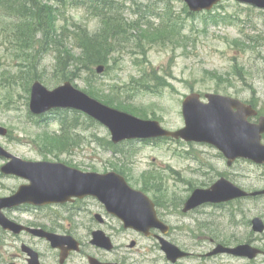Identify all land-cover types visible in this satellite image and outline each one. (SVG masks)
<instances>
[{
    "label": "rangeland",
    "instance_id": "rangeland-1",
    "mask_svg": "<svg viewBox=\"0 0 264 264\" xmlns=\"http://www.w3.org/2000/svg\"><path fill=\"white\" fill-rule=\"evenodd\" d=\"M76 4L59 10V28L77 24L94 33L107 28L95 10ZM106 6L107 17L118 19L122 27L116 39L120 44L112 48L113 59L102 73L96 66L80 71L72 81L79 89L116 101L137 116L159 119L171 130L185 126L183 100L192 92L203 98L210 92L234 96L253 102L264 113V9L239 0H222L212 10L193 15L183 0H108ZM19 14L0 6V125L8 129L7 136L0 135V144L13 154L62 161L85 171H118L134 188L159 197L165 207L173 203L177 211L193 189L212 184L222 174L248 190L264 188V164L242 159L230 167L210 144L162 138L129 140L114 148L109 129L92 123L81 111L34 114L30 100L35 80L50 89L65 80L55 51L20 39L17 29L25 19ZM145 29L155 33L152 38L144 37ZM77 49L75 54L80 53ZM28 66L33 71L27 72ZM145 73L151 83L144 82ZM75 116L80 123L73 122ZM4 162L0 158V167ZM23 182L0 170V196ZM263 205L252 201L257 214L264 211ZM217 210L207 206L185 217L173 213L172 221L192 227L199 218L225 224ZM17 216L29 220L30 214ZM3 236L0 245L6 243Z\"/></svg>",
    "mask_w": 264,
    "mask_h": 264
},
{
    "label": "water",
    "instance_id": "water-1",
    "mask_svg": "<svg viewBox=\"0 0 264 264\" xmlns=\"http://www.w3.org/2000/svg\"><path fill=\"white\" fill-rule=\"evenodd\" d=\"M190 10L200 12L211 10L221 0H183ZM264 9V0H239ZM98 72L104 66L98 67ZM207 102L201 94L192 92L183 100L182 111L185 126L169 130L157 119H144L126 111L111 107L76 87L71 81L49 89L40 80L31 88L30 109L34 114H42L53 108L80 110L105 125L111 132L112 141L145 140L157 137L182 138L190 142H204L216 146L229 159L243 157L257 163L264 162V116L258 123L248 120L256 111L240 99L219 93H207ZM8 129L0 125V134L7 135ZM0 157L9 159L2 167L4 174L23 177L29 183L18 190L0 197V225L16 232L25 228L10 220L4 209L30 203L45 205L63 203L73 196L93 195L103 201L107 209L118 214L127 227L147 231L160 225L155 203L142 190L132 187L124 175L109 171L100 173L83 171L63 162L32 161L18 157L0 144ZM264 190L252 194H262ZM247 195L241 187L225 177H221L210 188H196L185 203L184 211H189L203 203L228 201ZM253 226L261 231L264 223L261 218L253 219ZM39 235L47 236L53 243L60 237L42 229H32ZM163 249L171 259H176L179 248L162 239ZM236 255L255 257L257 251L243 245L229 249Z\"/></svg>",
    "mask_w": 264,
    "mask_h": 264
},
{
    "label": "flooded vegetation",
    "instance_id": "flooded-vegetation-1",
    "mask_svg": "<svg viewBox=\"0 0 264 264\" xmlns=\"http://www.w3.org/2000/svg\"><path fill=\"white\" fill-rule=\"evenodd\" d=\"M241 100L256 110V114L249 116L248 120L259 122L264 113L253 102ZM223 156L230 167L236 161L246 159L236 158L230 164L229 159ZM221 177L241 187L247 195L228 201L203 203L184 211L186 201L196 188H210ZM229 177L222 174L212 184L193 189L183 200L180 211L175 210L173 203L165 207L159 197L148 194L155 203L160 225L147 231L127 227L118 214L109 211L105 203L93 195L73 196L64 203H26L5 209L3 212L10 220L25 228L16 232L0 225V234L6 241L0 245V264H256L258 260L264 263V228L259 231L253 226L254 218H261L264 223V211L257 214L258 210L252 207V201L264 202V194L251 195L256 190H248ZM23 180L19 187L29 183ZM207 206L218 209L217 216L228 222H216L214 225V221L199 218L194 227L186 222L173 224V213L185 217ZM24 213L30 214L29 220L17 216ZM32 229L53 233L60 240L55 244ZM162 239L179 248L176 259H171L163 249ZM243 245L253 247L257 255H236L228 251ZM204 247L208 249L206 252Z\"/></svg>",
    "mask_w": 264,
    "mask_h": 264
},
{
    "label": "trees",
    "instance_id": "trees-1",
    "mask_svg": "<svg viewBox=\"0 0 264 264\" xmlns=\"http://www.w3.org/2000/svg\"><path fill=\"white\" fill-rule=\"evenodd\" d=\"M85 3L87 6L95 10L97 14L106 21L107 28L101 29L96 33L90 32L86 27L79 25L57 26V18H59V10L67 8V6L76 3ZM108 0H0V6L8 11H18L25 21L18 26V33L23 42H27L33 47L36 43H40L43 50L51 49L56 53L57 67L63 72L62 79L73 81L80 77L81 70H93L94 67L100 65L108 66L112 61V48L119 46L117 39L122 27L115 22L112 17H107ZM76 4V5H77ZM190 14H195L191 13ZM216 14L214 21H218ZM105 17V18H104ZM151 24V23H149ZM149 28V27H147ZM69 29V30H67ZM145 29L144 37L152 38V33ZM155 34V33H154ZM75 46H74V45ZM73 45V46H72ZM79 49L80 53L75 54L73 48ZM77 49V50H78ZM29 67V66H28ZM74 68L71 70V68ZM33 71L29 67L28 71ZM155 73V72H154ZM144 82L151 83L145 73ZM153 80V79H152ZM140 82V81H138ZM92 96H97L95 92H89ZM100 100V99H99ZM104 103L111 106H120V109L132 113L131 108H126L120 104H114L110 99L102 98ZM92 123L96 122L93 118H88ZM73 122L80 123V117L75 116ZM67 123L63 124V132L66 131ZM66 125V127H64ZM67 139L66 135H61ZM109 144L116 148L118 145L109 141Z\"/></svg>",
    "mask_w": 264,
    "mask_h": 264
}]
</instances>
